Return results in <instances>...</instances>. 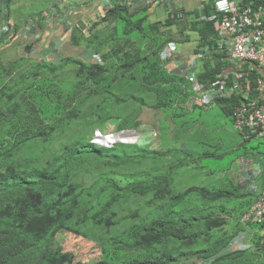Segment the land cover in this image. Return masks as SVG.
Returning <instances> with one entry per match:
<instances>
[{"label":"trees","instance_id":"16d2710c","mask_svg":"<svg viewBox=\"0 0 264 264\" xmlns=\"http://www.w3.org/2000/svg\"><path fill=\"white\" fill-rule=\"evenodd\" d=\"M263 3L240 0L241 5ZM211 12L212 5L206 4L194 14L209 16ZM179 21L184 23L181 27ZM102 23L104 29H97ZM172 26L185 40L186 32L197 34L199 46L210 43L215 34L214 21L188 23L175 15L151 21L145 9L134 12L117 5L94 23L89 36L81 35L85 28L81 23L73 31L75 44L93 48L101 63L67 57L58 65L44 63L31 71L23 67V58L5 62L0 56V264H72L73 252L56 241L57 234L64 232L97 244L100 257L93 264L264 261L260 237L264 223L241 221L251 204L264 195L260 163L258 192L246 191L233 179L221 189L188 185L176 190L178 171L201 157L186 153L175 161L177 149L155 150L141 145V140L127 144L112 139L105 148L91 143L93 131L109 123H116L114 130L119 133L138 130L143 135L140 110L123 115L105 111L108 94L114 96L109 106L149 105L163 111L168 122L170 111L175 117L190 92L186 79L168 73L159 57L173 39ZM217 61L216 68L201 76L206 82L214 81L215 72L226 62ZM69 66L74 67L71 85L62 79ZM137 75L148 87L149 102L134 90V95L115 94L119 79L133 80ZM237 101L232 96L213 104L233 122ZM239 134L243 154L264 155V139ZM61 138L66 142L59 145ZM256 139L253 147L246 146ZM122 224L124 230L119 228ZM246 226L252 230V247L227 251L235 237L246 233Z\"/></svg>","mask_w":264,"mask_h":264},{"label":"rangeland","instance_id":"374dc122","mask_svg":"<svg viewBox=\"0 0 264 264\" xmlns=\"http://www.w3.org/2000/svg\"><path fill=\"white\" fill-rule=\"evenodd\" d=\"M190 1L191 8H198V5L201 3L200 9L202 10L205 5L202 0ZM46 4L47 0H18L14 6V12L33 14L37 10H43ZM183 24V21H179L178 23L180 27ZM169 31L172 32L174 29L170 28ZM178 41L182 43V45H179V49L184 47L187 50L189 48L182 38L178 39ZM190 45L192 46L191 42ZM71 54L73 55V53ZM0 56L5 62L9 60L3 55ZM78 56L76 55L75 57ZM67 72V77L63 76L62 79L64 83L71 85L75 82L74 67H67ZM116 84V93H114L119 97H124L126 93L134 95L135 91L138 96L149 102L151 95L148 93V87L142 83L139 75H137V78H133V80L127 76L122 77ZM107 96L110 99L109 103L104 107L105 111H116L123 115L126 112H132L134 109L140 110L139 117L142 122L140 130L143 134L141 145H149L151 149L155 150L169 148L184 152L178 153L176 151L174 156L175 161L184 159L186 153L195 158L201 157L193 165L178 171L176 190H181L188 185L208 186L213 189L224 188L227 186L228 179L236 181L240 174V172L234 170L232 161L237 157L247 165L252 160V155L243 154L244 150L239 146L243 141L241 135L234 129L230 119L223 116L216 104H212L206 108H191L188 105L181 104L174 118L171 117V111L169 112L168 122L165 113L160 111V109H154L149 105L139 108L138 105H136L137 107H131L120 103H113L112 106H109L110 102L114 100V96L109 94ZM115 125L116 123H109L102 130L107 134L111 133L115 131ZM154 133L157 135L155 136ZM258 141L259 139L249 141L246 146L249 148L253 147ZM63 142H66L63 138L58 141L59 145ZM254 157L260 163L261 173L263 174L264 155H255ZM255 182H259V179ZM128 212L129 210L125 214H128ZM119 228L120 230H124V224ZM56 241L65 250L73 252L74 261L72 264H93L100 257L97 244L88 239L64 232L57 234ZM258 264H264L263 259Z\"/></svg>","mask_w":264,"mask_h":264},{"label":"built area","instance_id":"2783aa9c","mask_svg":"<svg viewBox=\"0 0 264 264\" xmlns=\"http://www.w3.org/2000/svg\"><path fill=\"white\" fill-rule=\"evenodd\" d=\"M0 0V48L15 36V29L6 17L9 6ZM175 0H119L130 11L144 7H169ZM212 5L209 16L199 14V19L214 21V39L219 61H226L217 79L209 84L194 83L199 103L210 104L218 98L236 96L238 101L232 109L233 127L245 131L246 137L264 139V3L252 6L241 5L240 0H202ZM173 15L181 17L182 12ZM96 60H99L97 58ZM254 76L251 78L250 76ZM191 80H194L192 77ZM256 164L248 165L242 181L249 191L255 192L254 179L258 176ZM244 220L260 222L264 220V198H260L250 208ZM264 235V230L262 231Z\"/></svg>","mask_w":264,"mask_h":264},{"label":"crops","instance_id":"0c3cea01","mask_svg":"<svg viewBox=\"0 0 264 264\" xmlns=\"http://www.w3.org/2000/svg\"><path fill=\"white\" fill-rule=\"evenodd\" d=\"M17 1H12L6 15L8 21L14 26L15 36L11 42L0 48V55L13 62L19 58L25 59L23 67H27L31 71H34L36 65L44 63L58 65L62 59L67 57H79L78 59L84 62H92L93 55L96 53L92 51L93 48L88 49L84 43L75 44L77 40L73 37L75 27L80 23L83 24L85 28H88V31L82 30L81 35L89 36L91 27L104 16L109 7L122 4L118 2L119 0H47L43 10H37L33 14H29L28 12H14ZM177 3L180 9H187L191 13L196 12V10L199 11L201 8V3L198 8H191L190 0H178ZM140 10L138 9V11ZM150 13L148 17L151 21L166 20V9L158 8ZM103 26L104 23L99 24L97 29H104ZM194 34L189 33L186 40L183 38L184 43L189 48L187 50L184 47L180 49L175 57L167 63V69L170 73L179 71L188 59L197 60L194 50L197 49L200 38L199 36L195 37L197 34ZM194 44L195 46H193ZM109 46L108 43L107 49H109ZM71 53L79 56L75 57ZM99 57L101 58L100 55ZM199 61L200 59L196 61V70L204 67L201 66ZM38 78L40 79L41 75H38ZM253 161L255 160L253 159ZM238 162H236L234 170L240 172L239 178L243 175L242 166L246 167L247 165ZM256 180L258 181V178ZM245 232L247 237L250 238L251 228H246Z\"/></svg>","mask_w":264,"mask_h":264},{"label":"clouds","instance_id":"9594fccd","mask_svg":"<svg viewBox=\"0 0 264 264\" xmlns=\"http://www.w3.org/2000/svg\"><path fill=\"white\" fill-rule=\"evenodd\" d=\"M178 0H175L173 3H171L169 5V7L166 5L163 9H166V14H165V17L167 19V17H173L174 13L176 11H180L182 12V15L181 17H179V19L181 18H186V21L189 23L191 20H194V21H199V15L196 16V14L194 13H191L189 10L187 9H180L179 8V5H178ZM122 5V4H121ZM109 8H113V7H109ZM142 9H145L146 12L148 13V16H150V12L154 11L155 9H158V8H151V9H148V7H144V8H141ZM183 11L186 13L184 15ZM135 12V11H134ZM187 13H189L190 15H188ZM184 15V16H183ZM176 16V15H175ZM178 17V16H176ZM165 21V20H164ZM202 21V20H200ZM170 28H173L174 31H172V35H173V39L168 41L166 43V45L163 47V49L159 52V57L160 59L165 62L164 63V67L166 69V71L168 73H170L167 69V63L173 59L175 57V55L178 53V51L180 50L179 49V45L181 44L180 41H178V39H181L182 37H179L178 34H179V31L177 30L176 26H172ZM169 28V29H170ZM84 31H88V28H84L82 29ZM187 34H189V32H186ZM192 33V32H190ZM195 35V34H194ZM198 35H195V37H197ZM183 40V38H182ZM12 41V40H11ZM10 41V42H11ZM179 44V45H178ZM204 45L203 46H199L200 43L198 42L197 44V49L194 50V54L196 55V59L201 62V66H204L202 69H198L196 70V61L197 60H194V59H188V61H186L185 65L181 67V69L177 72H174V73H171V74H177V75H180L182 77H184L186 79V81L188 82L189 84V89H188V93L190 92V95L188 96V98L186 99L185 102H181L179 104V106L181 104H184L193 108L192 105H195L197 107H206V106H211L213 104L214 101H216L217 99L213 100L210 104L208 105H203L201 103H199V96L198 94L195 92V90L193 89V86H194V83H199V84H203V85H209L211 83H213L216 79H217V76L222 72V67L217 71L215 72L216 75H215V80L212 81V82H206L204 79L206 77H202L203 74L205 73L206 70H212L214 68H216V64L215 63H219L217 61V59L219 60L220 56L218 54V52L216 51V48H217V45L215 43V39L214 37L212 38V41H210V43H203ZM219 56V57H217ZM97 58H99V60H96ZM92 62L93 63H101V58L99 57V55L97 54H94L93 55V58H92ZM205 63V64H204ZM226 63V62H225ZM209 64V66H207ZM193 78L194 80H191L190 78ZM218 99H223L222 98H218ZM232 125H233V122H232ZM237 131V130H236ZM238 132H242V131H238ZM244 136L246 137V132L243 131ZM154 135L156 136L157 134L154 133ZM142 138H143V135H141V133L138 131V130H134L132 133H129V134H126V133H119L117 132L116 130L111 132V133H106L105 131L101 130V129H95L93 131V134L90 138L91 140V143L95 144L97 147H100V148H105L104 145H107L109 143L110 140L114 139L120 143H127V144H130V143H138L140 140L142 141ZM247 139L249 137H246ZM263 140V139H261ZM107 149H110V148H107ZM253 159L255 161H253ZM240 162V163H244L242 162L240 159H237V162ZM238 162V163H239ZM256 164L257 166L259 165V162L256 161V158L253 156L252 157V160L251 162H249L247 164L246 167H243L242 166V170H243V175L240 176L239 178L237 177V181H239V183L245 185V190L249 191V186H247L248 184L243 182L242 179L243 177L247 174V170H248V165L249 164ZM259 177V173H258V176L254 179V182L256 181V179ZM256 183V187L260 185L259 182H255ZM255 192H258V190L256 189ZM264 198V195H261L258 197V199L256 201H258L260 198ZM255 201V202H256ZM254 202V203H255ZM252 203L251 206L254 204ZM251 208V207H250ZM250 208L248 209V211L246 213H244L241 217V221L243 223H257V224H263L264 223V220L263 221H256V222H252L250 220H244L245 218V215L249 212ZM246 228H248V226H246ZM264 230V227L261 228V231H260V237L262 238V241L264 242V235H262V231ZM91 241V240H90ZM251 240L250 238L247 237V234L246 233H241L240 235H238L237 237H235L227 246L226 250L227 251H231V250H242V249H246V248H249V247H252V244H251ZM100 252V251H99ZM197 261H203V260H197Z\"/></svg>","mask_w":264,"mask_h":264}]
</instances>
